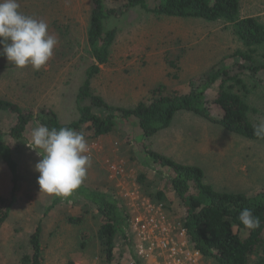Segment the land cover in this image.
I'll use <instances>...</instances> for the list:
<instances>
[{"label":"rangeland","instance_id":"obj_1","mask_svg":"<svg viewBox=\"0 0 264 264\" xmlns=\"http://www.w3.org/2000/svg\"><path fill=\"white\" fill-rule=\"evenodd\" d=\"M19 4L23 14L48 24V32L58 44L52 58L38 71L31 66L16 68L0 55V98L38 115L53 111L62 124L76 122L80 118L76 97L86 80L85 72L94 63L86 37L92 1L19 0ZM245 17H255L264 24V0H240V18ZM105 29L115 30L116 38L110 61L92 81V90L118 108L136 106L150 98L160 85L169 93H188L192 79L231 65L238 51L247 50L232 23L157 16L141 8L110 18ZM259 55L264 62V48H260ZM244 80L251 92L250 116L256 125L264 120V89L252 91L250 78L244 76ZM182 113L185 112L174 117L161 137L151 142L144 137L137 119L121 123V127L100 137L91 136L85 129L76 130L84 133L91 155V166L83 182L92 188L116 192L126 201L131 214L130 245L121 237L116 238L114 264L164 263L161 253L151 258L141 256V246L158 245L161 240L162 231L149 222L152 216L185 251L193 252L189 238L178 235L184 227V211L170 189L172 173L141 153L144 146L177 163L201 167L207 182L217 190L252 194L264 188V142L230 134L190 112L181 117L185 122L180 121L177 117ZM14 120L8 114H0V128L12 127ZM39 125H30L18 142L6 136L18 171L13 193L11 173L0 159V195L10 207L0 230V264H23V257L31 254L30 237L39 225L45 264H106L97 236L101 216L93 205L76 200L49 210L55 196L39 191V174L34 167L41 157L28 147L31 131ZM159 145L163 148L158 149ZM142 175L145 178L140 181ZM161 188L165 196L159 199L156 191ZM137 217L142 218L147 238L136 230ZM78 218L80 223L70 221ZM197 264L216 263L203 257Z\"/></svg>","mask_w":264,"mask_h":264},{"label":"trees","instance_id":"obj_2","mask_svg":"<svg viewBox=\"0 0 264 264\" xmlns=\"http://www.w3.org/2000/svg\"><path fill=\"white\" fill-rule=\"evenodd\" d=\"M91 1L86 37L94 63L85 72L86 80L76 97L79 120L62 124L53 111L45 110L38 115L0 98V114H8L15 119L12 127L0 128V159L11 173L13 193L16 190L18 165L6 136L18 142L30 125L36 122L49 129H85L91 136L100 137L112 133L121 127V123L137 119L149 142L171 126L176 114L190 112L230 134L264 142V138H257L253 134L255 124L250 116L253 110L251 92L244 80V76L250 78L252 91L264 89V62L258 56L260 48H264V24L255 17L240 18V0H151V3L150 0ZM135 8L157 16L232 23L236 36L247 50L238 51L231 65L223 66L211 75L192 79L188 93H169L164 85H160L151 92L150 98L139 101L132 108L111 106L92 90V81L110 61L116 38L115 30L105 29V22ZM169 65L177 67L172 62ZM140 152L156 165L170 169V189L184 211V227L191 244L203 257L216 264H264V188L252 194L220 191L207 182L206 173L201 167L177 163L147 146ZM144 178V175L140 176V181ZM164 196V189L156 191L157 198ZM69 200L71 203L84 200L99 212L101 226L98 241L105 253L106 264H114L116 238L121 237L126 245H130L131 214L127 212L126 201L114 191L92 188L83 182L71 197H55L49 210L62 202L69 203ZM245 207L251 208L260 219L259 228L249 230L241 224L238 214ZM9 210L7 199L0 195V230L8 219ZM70 221L80 223L81 219ZM29 243L31 254L24 256L22 263L45 264L40 225L34 230Z\"/></svg>","mask_w":264,"mask_h":264},{"label":"clouds","instance_id":"obj_3","mask_svg":"<svg viewBox=\"0 0 264 264\" xmlns=\"http://www.w3.org/2000/svg\"><path fill=\"white\" fill-rule=\"evenodd\" d=\"M19 9V0H0V55L16 68L31 66L38 71L52 58L58 40L49 34L45 21ZM253 134L264 138V120L254 125ZM28 147L41 157L34 167L39 174L40 193L69 198L82 185L91 166L90 148L83 132L39 125L32 129ZM238 219L249 230L261 226L251 208L239 210Z\"/></svg>","mask_w":264,"mask_h":264},{"label":"built area","instance_id":"obj_4","mask_svg":"<svg viewBox=\"0 0 264 264\" xmlns=\"http://www.w3.org/2000/svg\"><path fill=\"white\" fill-rule=\"evenodd\" d=\"M115 170L118 172L119 169H115ZM145 218L147 219V217ZM155 220H156V217L152 216L149 222L150 224H153L154 226L157 225L156 226L157 230L162 231L161 236H160L161 240L159 241L158 245L151 243V244H146V245L141 246V249H142L141 256L142 257L151 258V257H154L155 254L157 255L158 253H161V256L163 257L162 260L164 261L163 264H197V262L200 261V258H203L200 252L197 251L193 247L192 244L191 245L193 248V252L190 253L188 251H185L184 247L178 244V241L168 233L169 231H167L166 227L163 224H157ZM136 222H137L135 224L136 230L144 238H147L145 231H144L146 230V227L142 225L143 224L142 218L137 217ZM180 232L182 233L181 234L178 233V235L181 239H184V237H188L185 227H183ZM146 241L148 240L146 239ZM182 243H185V242H182ZM132 264L134 263L132 262Z\"/></svg>","mask_w":264,"mask_h":264},{"label":"crops","instance_id":"obj_5","mask_svg":"<svg viewBox=\"0 0 264 264\" xmlns=\"http://www.w3.org/2000/svg\"><path fill=\"white\" fill-rule=\"evenodd\" d=\"M134 107V106H133ZM181 113V112H180ZM179 114V113H178ZM178 114H176V116L178 115ZM184 115H187V116H189V113L188 112H185V113H182V114H180L177 118H179V120L180 121H183V122H185L184 120H182V118L184 117ZM175 116V117H176ZM183 116V117H182ZM182 117V118H181ZM207 126H209V127H212L211 125H209V123H205ZM163 133H164V131L163 132H160L158 135H156L155 137H153L151 140H153V139H155V138H158V137H161L162 135H163ZM178 134V133H177ZM176 134V135H177ZM176 137V136H175ZM175 137H173V139L175 140ZM151 142V141H150ZM152 145V144H151ZM160 148H163V146H160L159 145V147H158V149H160ZM156 152H158V151H156ZM220 191H225V190H220ZM229 192H236V191H229Z\"/></svg>","mask_w":264,"mask_h":264}]
</instances>
